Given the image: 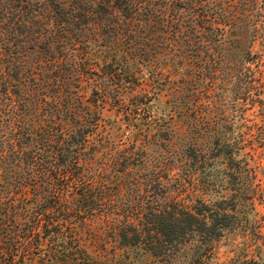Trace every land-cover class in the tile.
I'll list each match as a JSON object with an SVG mask.
<instances>
[{"label": "trees", "instance_id": "obj_1", "mask_svg": "<svg viewBox=\"0 0 264 264\" xmlns=\"http://www.w3.org/2000/svg\"><path fill=\"white\" fill-rule=\"evenodd\" d=\"M261 25L264 0H0V264H209L264 237ZM161 54L191 72L166 116Z\"/></svg>", "mask_w": 264, "mask_h": 264}, {"label": "rangeland", "instance_id": "obj_2", "mask_svg": "<svg viewBox=\"0 0 264 264\" xmlns=\"http://www.w3.org/2000/svg\"><path fill=\"white\" fill-rule=\"evenodd\" d=\"M261 18V17H260ZM263 19V18H261ZM263 25L260 26V30L253 33L249 30L246 33V45L244 47L245 58L248 61H253L252 67H256L255 62L261 60L260 69L264 72V36H263ZM165 55L161 54L159 56V61L152 65L149 69L150 71L161 69L163 71L164 78L175 81L170 88H163L161 90L158 99L154 101L155 110L158 114L167 115L170 114V105L167 103L168 99L172 95L178 93H186L187 85L190 84L191 72L184 69L179 63L172 62L168 57L164 58ZM166 63V64H165ZM248 65V63H247ZM164 67V68H162ZM148 69L143 68L144 77L149 80L151 78ZM112 112H106V117L109 119H114L115 114ZM182 128H180L179 131ZM257 157L251 160L250 163L253 165H259L257 168V178L259 182L264 186V149H257ZM257 163V164H256ZM221 193L211 194L208 198L214 202L220 198ZM256 219L261 218L260 227L255 228L254 231H258L260 234L264 235V204L256 202L255 211L252 212ZM249 216L252 219L253 215ZM115 256L118 260V264H153L156 260L155 257L149 253H143V251L138 247H115ZM260 257L264 258V237L254 235L251 231L246 234L243 231H234L233 233H228L221 239H219L214 247L212 257L209 264H229L233 258H236V264H252L253 261H258ZM234 263V262H233Z\"/></svg>", "mask_w": 264, "mask_h": 264}]
</instances>
